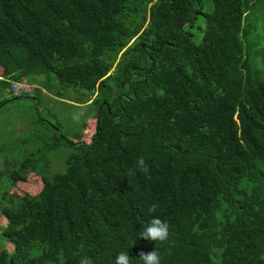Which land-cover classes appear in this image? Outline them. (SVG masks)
I'll return each mask as SVG.
<instances>
[{
  "label": "trees",
  "instance_id": "16d2710c",
  "mask_svg": "<svg viewBox=\"0 0 264 264\" xmlns=\"http://www.w3.org/2000/svg\"><path fill=\"white\" fill-rule=\"evenodd\" d=\"M258 1L0 0V107L39 103L36 87L11 93L23 78L56 79L95 107L78 140L61 135L72 147L63 171L47 174L56 133L41 132L55 127L40 115L25 154L2 158L0 264H115L122 251L143 264L140 251L154 249L160 264H264V44L249 40ZM30 173L39 192H11ZM153 217L169 225L164 242L138 236Z\"/></svg>",
  "mask_w": 264,
  "mask_h": 264
},
{
  "label": "rangeland",
  "instance_id": "374dc122",
  "mask_svg": "<svg viewBox=\"0 0 264 264\" xmlns=\"http://www.w3.org/2000/svg\"><path fill=\"white\" fill-rule=\"evenodd\" d=\"M211 9L212 2L206 1L203 10L209 12ZM249 20V40L252 41L253 49L260 50L264 44V0H259L252 8ZM199 26H204V16L201 14L196 18L194 25L189 28L196 41L201 37ZM260 55L261 53H258L256 56L259 65H263L264 55L261 57ZM39 77L41 80L44 76ZM44 79L42 80L45 81ZM41 81L37 84L33 83L38 88L33 92V95L39 98V103L32 97H21L0 107V165L2 166V158L5 156L12 155L13 158L19 159L25 154V145H28L25 141L31 142L29 138L36 132L33 127L36 124H32V121L39 122L35 116L40 115L51 126L55 127L53 130L46 123L40 122L41 132L48 135L49 131L52 130L56 133V145L46 152L47 160L50 162L47 174L52 175L64 170L65 159L72 151L71 145L66 144L61 135L66 136L70 141L78 140L84 131L83 124L95 114V107L89 104L90 101L82 103L87 99V96L81 94L80 91L71 87L65 88L62 85L59 87L56 79H53L54 83L51 86L48 83L44 86L43 81ZM1 98L2 95H0ZM93 131L94 121L91 120L85 138L89 139ZM41 187L40 176L30 173L25 181H18L12 186L11 192L16 195L26 192L35 195ZM0 224L2 226L6 224V219L2 216H0ZM5 246L10 251L12 250L9 243L6 242Z\"/></svg>",
  "mask_w": 264,
  "mask_h": 264
},
{
  "label": "clouds",
  "instance_id": "9594fccd",
  "mask_svg": "<svg viewBox=\"0 0 264 264\" xmlns=\"http://www.w3.org/2000/svg\"><path fill=\"white\" fill-rule=\"evenodd\" d=\"M135 168L145 174L149 172V167L145 162L143 156L139 157L136 160ZM155 210L156 205H151L148 208L149 213H153L155 212ZM138 236L149 241L164 242L169 237V225L165 221H162L159 217H153L150 222L144 227L143 231L139 232ZM134 243L135 241L132 244ZM139 257L142 259L143 264H160V255L156 249L148 252L142 250L139 253ZM79 264H93V259L89 256H83L79 260ZM115 264H130V256L128 255V253L123 251L120 252L115 257Z\"/></svg>",
  "mask_w": 264,
  "mask_h": 264
},
{
  "label": "built area",
  "instance_id": "2783aa9c",
  "mask_svg": "<svg viewBox=\"0 0 264 264\" xmlns=\"http://www.w3.org/2000/svg\"><path fill=\"white\" fill-rule=\"evenodd\" d=\"M2 76H0V79ZM35 85L28 82L26 79L11 80V93L15 96H19L25 93L33 92Z\"/></svg>",
  "mask_w": 264,
  "mask_h": 264
},
{
  "label": "water",
  "instance_id": "95a60500",
  "mask_svg": "<svg viewBox=\"0 0 264 264\" xmlns=\"http://www.w3.org/2000/svg\"><path fill=\"white\" fill-rule=\"evenodd\" d=\"M105 101H103V103H104Z\"/></svg>",
  "mask_w": 264,
  "mask_h": 264
}]
</instances>
